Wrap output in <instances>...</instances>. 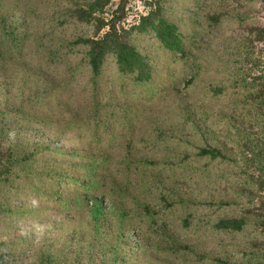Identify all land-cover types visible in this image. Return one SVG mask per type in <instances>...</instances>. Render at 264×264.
I'll return each mask as SVG.
<instances>
[{
  "label": "rangeland",
  "instance_id": "rangeland-1",
  "mask_svg": "<svg viewBox=\"0 0 264 264\" xmlns=\"http://www.w3.org/2000/svg\"><path fill=\"white\" fill-rule=\"evenodd\" d=\"M157 3L179 28L185 54L166 50L153 30L131 33L129 43L151 66L150 82L121 76L112 53L92 80L89 48L72 42L103 37L111 23L123 36ZM76 9L90 22L78 20ZM0 41V264H264V188L242 185L253 181L242 173L264 175V130L250 116L264 113V0H0ZM206 146L237 163L201 176L196 168L206 161L197 152ZM33 147L37 164L80 174L81 183L84 157L110 155L119 174L108 181L113 193L102 189L107 215L97 232L88 204L58 208L21 182L26 169L18 178L4 167L10 151ZM181 160L194 173L175 168ZM157 178L195 202L191 227L183 226L181 206L163 216L154 194L144 197ZM80 182L42 186L76 204ZM122 186L130 192L125 206L134 209L131 196L149 201L156 222L137 216L119 238L110 210ZM243 214L252 217L243 232L213 228Z\"/></svg>",
  "mask_w": 264,
  "mask_h": 264
},
{
  "label": "trees",
  "instance_id": "trees-1",
  "mask_svg": "<svg viewBox=\"0 0 264 264\" xmlns=\"http://www.w3.org/2000/svg\"><path fill=\"white\" fill-rule=\"evenodd\" d=\"M124 1L125 0H122L123 5ZM161 12L162 8L157 3L155 10L145 16H142L138 25L133 26L129 30H123L125 33L123 36H120L119 31L115 26L116 24L111 23L109 24L110 27L108 32L103 37L81 38L72 42L73 46L81 45L87 46L89 48L86 64L89 67L91 79L95 81L99 77L106 55L108 53H112L121 76H131L134 82L139 86L146 85L148 82H150L152 78L151 66L147 58L141 55L135 49V47L129 43L128 37L131 33H146L147 31L153 30L156 37L166 50L174 54L184 55L185 50L182 45V36L179 32V28L175 24L164 20ZM74 13L76 18L81 21L90 22V18H92L90 13L82 9H76ZM210 19L216 21L219 18L216 16H211ZM2 46L3 44L0 41V48H2ZM2 57L3 56H0V60ZM220 92L221 91L215 92V94ZM262 108L264 110V106H262ZM260 113L261 114L258 115L256 112H253V115L251 114L250 116H252V120L256 122V125L258 127H262L264 130V113ZM69 126L70 125L67 124L66 127ZM36 150L37 148L33 147L31 150H23L18 148L15 151H10V154L4 160V167H6L7 171H14L15 169L13 174H16L18 178L21 177V175H18V173L24 172V169H26V172L23 173L24 178L21 182L24 185L29 186L35 193L36 197H42L45 195V199L48 202H51L53 205L56 204L58 208L70 212L77 209L83 210L89 205L85 214L88 216L89 224H91L93 229L97 232L99 224L103 219H106L107 215V213H105L106 211L100 204L103 197H105L102 189L106 188L110 193H113V187L111 188V186L108 184V181L116 178L119 174V171L115 173L113 169V159H111L110 155H107L106 153H95L91 156L84 157L80 163V168L85 170L84 176L88 178V180H86V183H84V181L81 183L80 174L74 175L71 172H66L65 170L61 169V167L56 168L54 163H50L48 161H42L37 164ZM197 158L204 159L206 161V163L202 165V168H196L201 176L210 174L212 171L215 172V168L217 166H226L237 163V160L228 157L222 152V150L212 146L199 148L197 152ZM136 162H138L140 165L143 164L144 167H147L149 164H151V166L156 165L155 163H150L145 160ZM131 165V161L126 162V168L128 172H130L129 167H131ZM175 168L181 169L183 171H188L191 169V171L194 173L192 170L194 167H192L190 162H187L186 160H181L180 163L175 164ZM28 172H30V174H28ZM32 173L36 179L40 180L39 183L42 185H54V187H52L54 189H56L58 183L61 181L68 186L76 185L80 182L84 186L82 194L84 195L85 193H89L90 197L85 201L82 195V197L80 196L76 199L75 204L71 200H66L62 197H59L57 192H55L53 195L48 194L45 192L46 188H44L42 185L39 186L34 178L33 181L30 180ZM242 174L246 176L247 179L249 177L253 180H242V185L245 188L250 187L253 183H257L262 188H264V175L260 174L261 176L255 178L254 176L251 177V175H247L246 173ZM219 180L231 181L228 177ZM153 183L154 184L149 186L144 192V197H147V194H154V198L158 199L159 203H161L162 208L164 209L162 212L163 216L167 213L169 214L170 212H174L178 206H181L187 211L186 215L182 219L183 226L185 228L191 227L194 220L192 207L195 206V202H192L190 198L183 192L173 188V186L169 184L170 182L164 183L162 180L157 178L155 181H153ZM158 187H160V189L156 191V188ZM114 190L119 193L120 198L117 202L111 203L110 215L115 216V219L118 220L120 228L119 231L121 232L119 238L123 235V224L125 222L131 221L137 216L141 218H147L149 221L155 224L156 220L153 214L154 212L150 210L151 204L149 201L147 202L144 200L138 202L136 197L131 196L132 201L135 203L134 209L131 210L125 206L126 196L127 194H130L128 187H115ZM121 192L123 194H121ZM55 195L56 197H54ZM207 205L213 206L214 204L208 203ZM229 206H232V204L228 202H220L218 204V208ZM251 218L249 216H245L244 214L237 217L221 218L214 223L213 228L216 231L221 232H243L249 227V219ZM147 241L149 240L147 239ZM146 250H151V248L147 246ZM216 261L218 262V260Z\"/></svg>",
  "mask_w": 264,
  "mask_h": 264
}]
</instances>
